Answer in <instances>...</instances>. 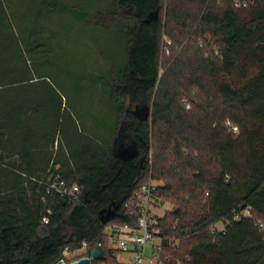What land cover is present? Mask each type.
<instances>
[{"label": "trees", "instance_id": "trees-1", "mask_svg": "<svg viewBox=\"0 0 264 264\" xmlns=\"http://www.w3.org/2000/svg\"><path fill=\"white\" fill-rule=\"evenodd\" d=\"M163 1L102 0L78 8L45 0L37 10L45 22L34 26L0 0V264H56L66 248L84 242L86 256L102 244L106 259L93 264H118L105 225L129 220L136 211L131 199L151 170L177 180L157 188L160 197L184 195L162 221L165 236L180 241L177 256L191 257V264H264V0H223L224 9L216 0H168L166 25ZM181 1L204 8L191 20L193 30ZM56 16L121 37L119 60L104 80L117 116H107L103 130L96 121L81 123L52 82ZM176 23L188 42L196 36L207 42L161 76L164 34L182 41L173 34ZM189 87L196 97L193 87L212 92L198 113L194 98L183 95ZM130 146L134 157L119 156L118 148ZM53 173L80 186L78 197L49 191ZM247 209L251 216L243 215ZM109 210L116 215L104 223ZM220 223L225 232L214 237Z\"/></svg>", "mask_w": 264, "mask_h": 264}, {"label": "rangeland", "instance_id": "rangeland-1", "mask_svg": "<svg viewBox=\"0 0 264 264\" xmlns=\"http://www.w3.org/2000/svg\"><path fill=\"white\" fill-rule=\"evenodd\" d=\"M43 1L45 0H7V3L11 9L17 10L18 17L22 22L30 20L35 26L42 25L41 23L45 22L44 17L37 14V10L42 5ZM62 1H69L68 4L70 6L78 8L81 7L80 4L90 8L102 4V0ZM104 1L107 2L108 0H103V2ZM215 4L220 9H224L229 5L223 0H216ZM246 4L244 3V5ZM168 5V0H164L161 17L165 25L167 24L165 16ZM234 5L236 7H241L243 4L240 1H236ZM178 6L190 14V21L187 23H192V26H194L192 30L193 28L195 29L197 21L191 20L195 18L194 16L199 18L204 8L201 7L198 2L187 1H181ZM46 19L48 20L49 18L47 17ZM52 19H54L53 24L57 27L55 30L58 32L57 38L52 37V82L63 93L65 101H67L70 106L71 112L74 116L79 118L81 123L93 127L92 123L96 121L103 130L104 125L102 127V124H104L107 116H117L116 107L104 92L106 87L104 80L108 74L107 69L113 67L115 60H119L121 54V37L117 31L106 30L102 26L92 25L91 27H84L81 22L73 20L72 18L70 19L69 16H56V18ZM105 21L110 22L114 27V21L107 20V18ZM183 27L184 26L180 25V23L172 25L173 34L182 40L181 44L176 43L174 38L170 35L164 34L160 58L161 76L170 68L174 67L177 58H186L188 54L193 56L197 47L204 48V44L207 42L202 40L205 36L198 39L196 36L192 41L188 42L187 36L189 33H187V31L183 32ZM192 30H190V33ZM214 51L216 54L219 53L218 44L216 43L214 44ZM208 55L207 53L206 56ZM183 82L186 81L184 80ZM191 88L192 87H189L183 95H187L188 93V95L194 98L195 109L198 113L200 112V107L209 99V95L212 92L208 89L202 91L197 87H193L199 91L196 97L191 94ZM185 103L186 102H184V104ZM126 107H129V103H126ZM187 107L191 108L190 105H187ZM227 123L232 124L231 121ZM123 143L125 146L132 144L128 140H125ZM118 146L122 147L121 140H119ZM170 151L167 152L170 153ZM156 155V150L152 148L150 152L151 165H153ZM157 174L158 172L156 170H151L145 178V181L151 182L156 189L177 182L174 176L157 177ZM174 191L177 192V194L169 192L165 193L162 197L156 193L154 212L158 216L162 217L169 212L177 210V202L180 201V198L183 199L184 195L177 190ZM218 227L223 228L224 224L220 223ZM105 236L108 237V249L110 254L115 258L118 264H121L123 258H128L130 255L122 252L118 256L116 253H112L109 236L107 234H105ZM86 255L87 250H77L73 254H68L65 260L69 262ZM119 260L121 262H119Z\"/></svg>", "mask_w": 264, "mask_h": 264}, {"label": "built area", "instance_id": "built-area-1", "mask_svg": "<svg viewBox=\"0 0 264 264\" xmlns=\"http://www.w3.org/2000/svg\"><path fill=\"white\" fill-rule=\"evenodd\" d=\"M232 129L235 132L238 131L236 126H232ZM45 185L49 191L70 198H77L81 191L80 186L68 183L59 173H53ZM155 196L156 188L151 182L139 185L131 199L136 211L130 210L129 220L110 222L105 225L104 232L109 236L112 253L118 256L122 252L130 255L128 258H123L122 262L119 260L121 264H191V257L184 259L175 254L180 241L165 236L162 221L166 214L160 217L154 212ZM129 205V203L126 204L127 207ZM251 214L250 209L243 212L246 216H251ZM239 218L241 214H236L235 219ZM218 225L212 228L214 237L218 232H225V225L223 228H219ZM260 226L264 232V222H260ZM77 250H88V243L84 242L82 247L76 250L66 248L63 253L64 259L68 254H73Z\"/></svg>", "mask_w": 264, "mask_h": 264}, {"label": "water", "instance_id": "water-1", "mask_svg": "<svg viewBox=\"0 0 264 264\" xmlns=\"http://www.w3.org/2000/svg\"><path fill=\"white\" fill-rule=\"evenodd\" d=\"M117 152L119 156L130 159L137 154V150L135 146H130L128 148H118ZM116 215V210H109L107 215L104 217L103 222L107 223L112 217ZM106 255L104 253L103 247L100 243L95 244L90 248V255L80 257L73 261H66L65 259H61L56 264H93L95 260H105Z\"/></svg>", "mask_w": 264, "mask_h": 264}]
</instances>
